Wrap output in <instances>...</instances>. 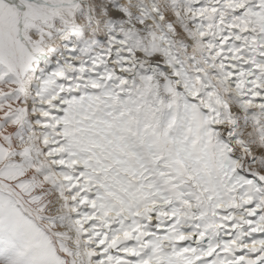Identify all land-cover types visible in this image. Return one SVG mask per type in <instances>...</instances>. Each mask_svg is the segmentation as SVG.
I'll return each mask as SVG.
<instances>
[{
	"label": "snow or ice",
	"instance_id": "obj_1",
	"mask_svg": "<svg viewBox=\"0 0 264 264\" xmlns=\"http://www.w3.org/2000/svg\"><path fill=\"white\" fill-rule=\"evenodd\" d=\"M0 264H264V0H0Z\"/></svg>",
	"mask_w": 264,
	"mask_h": 264
}]
</instances>
